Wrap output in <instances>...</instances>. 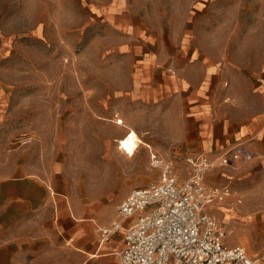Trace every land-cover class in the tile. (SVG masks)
Masks as SVG:
<instances>
[{"label": "crops", "instance_id": "0c3cea01", "mask_svg": "<svg viewBox=\"0 0 264 264\" xmlns=\"http://www.w3.org/2000/svg\"><path fill=\"white\" fill-rule=\"evenodd\" d=\"M86 2L106 24L105 51L117 60L100 104L114 95L125 120L112 119L105 157L124 156L116 142L132 130L148 145L135 150L126 170L133 176L114 180L117 193L109 203L61 183L55 165H32L23 147L0 136V264H119L124 229L106 240L99 229L118 218L117 203L132 188L149 183L140 177L148 157L211 160L238 145L251 158L206 172L208 185L227 187L229 194L203 211L226 224L225 244L228 235L234 239L226 245L252 254L248 237L264 245V38L252 30H264V23L228 22V30L248 31L232 37L222 34L220 21L204 22L203 0Z\"/></svg>", "mask_w": 264, "mask_h": 264}, {"label": "rangeland", "instance_id": "374dc122", "mask_svg": "<svg viewBox=\"0 0 264 264\" xmlns=\"http://www.w3.org/2000/svg\"><path fill=\"white\" fill-rule=\"evenodd\" d=\"M203 1L208 6L204 22L211 27V22L220 21L224 36L248 32L234 25L228 30V22L253 27L264 23V0ZM214 8L220 13L213 14ZM105 32L106 24L89 10L86 0H0V136L10 138L12 147H23L32 165H55L54 177L61 183L112 203L117 189L111 185L117 177L125 181L133 176L126 170L137 154L105 157L110 123L123 119L114 95L100 104V90L111 86L109 68L117 61L105 51ZM252 34L264 38L259 28ZM140 144L148 145L141 140L137 147ZM156 144L155 148L161 146ZM155 154L170 162L179 182L190 177L188 158L163 159ZM110 161L120 168L118 175L111 173L115 167ZM147 161L149 168L140 177L157 182L161 169L151 166L150 157ZM221 224L226 231V224ZM232 238L228 235L226 244ZM247 240L255 250L249 254L245 248L247 253L264 260V245L254 243L251 236Z\"/></svg>", "mask_w": 264, "mask_h": 264}, {"label": "built area", "instance_id": "2783aa9c", "mask_svg": "<svg viewBox=\"0 0 264 264\" xmlns=\"http://www.w3.org/2000/svg\"><path fill=\"white\" fill-rule=\"evenodd\" d=\"M250 158L239 145L211 160L188 158L191 175L179 182L170 162L150 157L152 167L162 168L159 180L128 192L117 205L118 218L99 229L102 240L124 229L119 264H264L242 246L226 245L222 224L203 211L229 194L227 187L209 186L206 172Z\"/></svg>", "mask_w": 264, "mask_h": 264}, {"label": "bare ground", "instance_id": "6f19581e", "mask_svg": "<svg viewBox=\"0 0 264 264\" xmlns=\"http://www.w3.org/2000/svg\"><path fill=\"white\" fill-rule=\"evenodd\" d=\"M138 141H140L139 138L137 137L135 131L132 130L131 132L127 133L124 137H122L121 140L118 142V149H121L122 153L124 154H131L135 151Z\"/></svg>", "mask_w": 264, "mask_h": 264}]
</instances>
